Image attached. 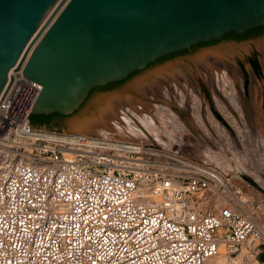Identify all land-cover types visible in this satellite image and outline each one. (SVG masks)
<instances>
[{"label": "built area", "instance_id": "1", "mask_svg": "<svg viewBox=\"0 0 264 264\" xmlns=\"http://www.w3.org/2000/svg\"><path fill=\"white\" fill-rule=\"evenodd\" d=\"M20 65L0 101V264H207L244 247V264H264V199L253 202L259 218L216 170L178 172L131 152L136 168L87 154L75 132L33 125L43 85Z\"/></svg>", "mask_w": 264, "mask_h": 264}, {"label": "water", "instance_id": "2", "mask_svg": "<svg viewBox=\"0 0 264 264\" xmlns=\"http://www.w3.org/2000/svg\"><path fill=\"white\" fill-rule=\"evenodd\" d=\"M262 25L264 0H0V101L44 30L23 70L43 85L32 112H58L72 125L93 88Z\"/></svg>", "mask_w": 264, "mask_h": 264}, {"label": "bare ground", "instance_id": "3", "mask_svg": "<svg viewBox=\"0 0 264 264\" xmlns=\"http://www.w3.org/2000/svg\"><path fill=\"white\" fill-rule=\"evenodd\" d=\"M57 14H55V17ZM44 32L45 30L29 49L22 63L20 62L22 64L20 65L21 67L24 68L26 65L34 47ZM230 43H222L215 47L205 48L193 55L160 65L137 77L124 89L96 99L71 125V129L75 134L84 137V146L81 150L92 156L108 152L117 157L131 159L134 161L124 162L132 164L137 168L141 164L136 163L139 159L128 156L131 152L139 153L140 151L137 150H141L142 152L140 153L144 155L150 154L151 148L147 143L151 142L153 137H157L158 139L162 133L160 130L164 131V123H170L178 128L179 126L182 128L186 127L185 129L191 130L193 135L196 134L199 136L201 131L198 125L202 124L204 118L211 116V109H209L211 99L219 107H225L227 105V108H230L231 106H238V100L243 98V93L247 85H245L246 76L243 74V68L239 66L241 65L240 60L248 67L251 74V77L249 76L251 80L249 90L252 93V98H255V107H253L256 111L254 110L255 112L249 114L248 117L251 123L252 121H256L258 123L257 125L260 126V114L264 104L262 102L263 95L261 94L264 92V76L262 78L256 76L247 54L250 45L254 44L257 50L260 51L261 61L264 62V39L257 40L253 43ZM262 66L264 70V63ZM205 86L208 88L209 93L206 91ZM246 102L242 100V104H248ZM233 111L231 112L232 114L230 113L231 115H233ZM232 117L234 118V116ZM212 118L210 120L213 125L214 121ZM219 123L221 124V122ZM260 129L261 134H264L262 125L259 127ZM238 134H240L239 129ZM160 139L158 141H161ZM116 147H120L123 150L114 152L102 150L104 148L111 150ZM127 148H132L133 150L129 152ZM215 156L214 151L211 150L208 157L210 163H208L206 168L217 171V176L223 183L222 186H224V191L229 198H233L239 207H246L251 213L253 212L261 218V209L258 208L255 210L249 199H242L238 197L239 195H235L234 191L236 190L233 187L234 184L232 185V182L229 181L227 174H223V170L219 171ZM224 165L223 168H225L226 172L235 173L231 162H225ZM247 178L251 183L256 185H259V180H261L257 176ZM222 195L226 198L225 194L222 193ZM154 198L158 200L162 199L161 196ZM223 204V200H218L216 205L220 208ZM241 252L245 254L242 257L249 256L246 247ZM207 264H242V259H230L224 250H222L221 254L209 259Z\"/></svg>", "mask_w": 264, "mask_h": 264}, {"label": "rangeland", "instance_id": "4", "mask_svg": "<svg viewBox=\"0 0 264 264\" xmlns=\"http://www.w3.org/2000/svg\"><path fill=\"white\" fill-rule=\"evenodd\" d=\"M261 39H264V34L254 37L253 39H250L249 41H239L237 43L239 44H242L245 42L253 43ZM230 42H233V41L227 40V43H230ZM205 47L206 46H203V45H198V46L196 45V47H192L186 53L184 52L181 54L173 55L171 57H167L166 59H162V60L160 58L157 61L151 63L146 70L149 71V70L155 69L158 66L165 64L167 61L175 59L179 56L193 55L199 52L200 50L205 49ZM249 48L250 49H248L249 52L247 55H248V60L250 62V65L251 67H253L256 73V76L262 78L264 76V70L262 68L263 67L262 64L264 62L261 61L260 51L257 50L254 44L250 45ZM240 64L241 65L239 66L240 67L242 66L243 74L246 76L245 85H247V87L245 88V91L243 93L244 94L243 98L241 100H238L239 102L238 106L236 107L231 106L230 108H227V105H225V107H221V106L219 107V105L217 106L213 102V99H211L210 101L211 105L209 106V109H211L210 110L211 116L209 115L210 117L204 118L202 124L198 125L199 130L201 131L200 134L202 136L200 134L199 136L196 134L193 135V132L191 130L185 129L186 127L184 128L180 127L178 123L176 124L179 126V128L177 126L171 125L170 123L169 124L164 123V126H163L164 131L160 130V132L162 133L158 137V139L161 138L160 139L161 141H158L157 137H153L152 141L147 144H149L151 148L150 154L151 155L153 154L152 157L154 158V160L159 162V164L169 166L178 172L180 170L191 171V170H194V168H198L199 166L206 167L208 163H210L208 160L210 152L211 150L214 151V154L216 155L215 157L217 161L216 163L218 164V169L219 171L223 170L224 171L223 174H227L229 181L232 182V185L234 184L233 187L236 190L234 191L235 195L237 196L239 195L238 197H241L242 199H249L251 201L253 208H255V206L253 205L254 200L264 199V188H263L264 187V182H263L264 180V134H261V129L259 130V127H261V125L263 126L262 130H264V120H263L264 119V104L262 107V112L260 114L261 115V118L259 121L260 126L257 125L258 123L256 121L255 122L252 121L251 123L248 116L249 114H252L253 112L256 111V109L254 108L255 98H252L253 97L252 93L249 90V86H250L249 84L251 81L249 76L251 77V74L249 72L248 67L245 64H243L241 60H240ZM136 77L137 75L135 74L132 75L131 78L126 80L121 85L123 86V85H126L132 82ZM121 85L118 86V85L108 83L106 85H102L100 87L95 88L92 92H90L88 98L86 99L82 107L83 109L82 111L84 112L99 97L107 95L110 92H116L118 89H120ZM205 89L209 93V90L206 86H205ZM261 94L263 95L262 102L264 103V92H262ZM242 100L243 102H246L247 100L246 103L248 104H245V105L249 107H246L244 103L242 104ZM232 111H233V115H231ZM232 116H234L235 119ZM210 118H212L214 121L213 125L211 123ZM219 122H221V124ZM215 123H218V124H215ZM53 125L55 126L54 128H49L47 126H44V127H47L49 129H56L60 131H66V132H74L71 129V125L66 121L65 117H61L57 119L56 121L53 122ZM166 125L167 126L169 125V126L167 127ZM238 129H239L240 134H238ZM152 145H155V148L152 147ZM102 150L114 152V151H122L123 149L120 147H116L114 149L112 148L111 150H108L105 148ZM130 150H133V149L127 148V151L130 152ZM134 150H137V149H134ZM137 151L142 152L141 150H137ZM138 159H141V157H139ZM139 161H136V163H140ZM225 162L227 163L231 162V164L234 167L235 173L226 172L225 168H223L225 166L224 165ZM199 163L201 164L199 165ZM189 165L191 168L189 167ZM247 169L249 170L247 171ZM255 176L261 179L259 180L260 181L259 185L251 183L248 178L246 179V177L254 178ZM263 206H264V203H263ZM244 255L245 254H242L241 252V255H239L235 259L241 258L242 264H243L244 257L242 256Z\"/></svg>", "mask_w": 264, "mask_h": 264}, {"label": "trees", "instance_id": "5", "mask_svg": "<svg viewBox=\"0 0 264 264\" xmlns=\"http://www.w3.org/2000/svg\"><path fill=\"white\" fill-rule=\"evenodd\" d=\"M261 28L264 29V25L250 29L248 31V33L246 34V37H257V36H260L263 33L262 30H260ZM226 36L242 37V36L237 35L236 32L227 33ZM213 42H216V41H213ZM204 44H206V43H200L198 45H204ZM193 47H196V45H194ZM187 51H189V49H186V50H183V51H180V52H177V53H173V54H171L169 56L162 57L161 60L162 59H166L167 57H171L173 55L181 54V53H184V52L186 53ZM134 74L135 73L131 74L126 79L115 81V82H111L110 84L120 85V84L124 83L126 80H128L129 78H131V76L134 75ZM95 88H97V87H95ZM95 88H93L91 90V92ZM56 116H64V115H62V114H60L58 112H53L51 114L32 113V115H31V123L33 125H35V126H47L49 128H54L55 126L53 125V118L56 117Z\"/></svg>", "mask_w": 264, "mask_h": 264}, {"label": "flooded vegetation", "instance_id": "6", "mask_svg": "<svg viewBox=\"0 0 264 264\" xmlns=\"http://www.w3.org/2000/svg\"><path fill=\"white\" fill-rule=\"evenodd\" d=\"M260 30H262L263 33L261 35H263L264 34V29L261 28ZM248 31L249 30H247L245 33H236L237 35L242 36V37L226 36L225 35L226 37L224 36L221 40H218L216 42H209V43L204 44L203 46H208V45H213V44H219L222 41H226L227 42V40H232V41H235V42H239V41H249L250 39H253L254 37H246V34L248 33ZM100 86H102V85H100ZM100 86H97V87H100ZM61 117H65V116H56V117L53 118V122L56 121L57 119L61 118Z\"/></svg>", "mask_w": 264, "mask_h": 264}]
</instances>
